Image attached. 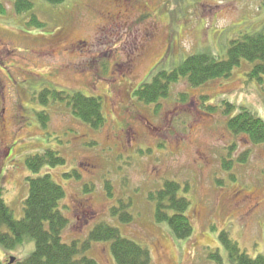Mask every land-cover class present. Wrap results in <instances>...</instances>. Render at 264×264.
I'll return each instance as SVG.
<instances>
[{
  "label": "rangeland",
  "instance_id": "1",
  "mask_svg": "<svg viewBox=\"0 0 264 264\" xmlns=\"http://www.w3.org/2000/svg\"><path fill=\"white\" fill-rule=\"evenodd\" d=\"M1 1L0 188L16 219L34 176L26 159L51 149L66 160L46 171L66 189L69 240L106 221L148 247L152 264H217L211 253L225 257L224 231L250 256L264 253V144L228 128L241 106L264 119V79L250 80L244 61L229 77L198 87L180 79L157 104L134 95L157 68L170 70L200 52L227 57L232 40L264 31V0H33L21 15L12 0ZM45 89L102 98L105 124L90 127L66 101L42 104ZM230 156L235 164L225 170L222 159ZM168 180L191 202L187 239L155 221L150 194ZM121 205L133 216L129 224L111 214ZM109 246L95 243L92 256L116 264ZM32 249L0 246V258L10 264Z\"/></svg>",
  "mask_w": 264,
  "mask_h": 264
},
{
  "label": "trees",
  "instance_id": "2",
  "mask_svg": "<svg viewBox=\"0 0 264 264\" xmlns=\"http://www.w3.org/2000/svg\"><path fill=\"white\" fill-rule=\"evenodd\" d=\"M46 1L56 5L65 0ZM12 2L13 9L18 15L34 7L33 0ZM32 21L36 22L34 18ZM244 61L251 66L247 73L248 78L263 81V30L246 32L232 40L227 57L200 52L189 56L179 66L170 70L157 68L148 80L138 86L134 95L145 104H157L161 98L168 96L171 84L180 79H187L193 87H198L211 79L229 77ZM182 98L185 99L186 95L183 94ZM39 99L44 105H48L51 99L66 101L74 117L94 129L101 128L106 122L100 97L86 96L79 91L66 95L64 92H51L45 89L40 93ZM226 104L228 111L235 108L231 103ZM49 117L48 115L42 117L44 126L48 124ZM228 128L235 134H247L254 144H264V119L247 107H239L238 113L228 121ZM248 155L249 150L238 161L245 162ZM234 162L231 156L225 157L222 159V166L225 170H231ZM65 163V158L51 149L26 159L27 167L34 176L27 178L29 192L21 219L15 218L4 198L3 189L0 188V246L7 251H16L33 244L29 254L24 255L22 252V256L12 264H101L91 254L93 245L99 242L110 244V251L116 264H152V254L148 247L124 237L117 227L106 221L97 222L85 238L69 240L64 236L70 222L62 207L67 192L53 179V174L46 170ZM72 174L76 175V171H72L70 175ZM106 188L111 195L109 184ZM188 189L187 184L185 191ZM181 190L180 183L168 180L162 190L150 194V197L155 203V221L167 223L176 239H187L193 233V223L188 214L191 202L180 194ZM111 214L113 217H119L125 224L133 221V216L126 211L124 205L113 207ZM220 240L226 255L222 257L218 250L211 253L217 264H225L224 260L227 258L231 264H264V253L256 257L250 256L240 250L226 231L222 232ZM0 264H4L1 258Z\"/></svg>",
  "mask_w": 264,
  "mask_h": 264
},
{
  "label": "flooded vegetation",
  "instance_id": "3",
  "mask_svg": "<svg viewBox=\"0 0 264 264\" xmlns=\"http://www.w3.org/2000/svg\"><path fill=\"white\" fill-rule=\"evenodd\" d=\"M3 3L2 1L0 0V16L2 15V12H3Z\"/></svg>",
  "mask_w": 264,
  "mask_h": 264
},
{
  "label": "water",
  "instance_id": "4",
  "mask_svg": "<svg viewBox=\"0 0 264 264\" xmlns=\"http://www.w3.org/2000/svg\"><path fill=\"white\" fill-rule=\"evenodd\" d=\"M14 261H15V258L12 257L11 260H10V263H14Z\"/></svg>",
  "mask_w": 264,
  "mask_h": 264
}]
</instances>
